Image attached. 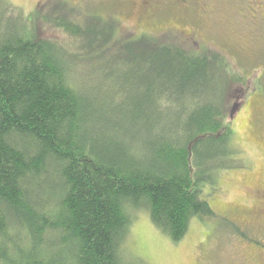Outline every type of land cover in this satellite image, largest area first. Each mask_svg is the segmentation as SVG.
<instances>
[{"label":"trees","instance_id":"obj_1","mask_svg":"<svg viewBox=\"0 0 264 264\" xmlns=\"http://www.w3.org/2000/svg\"><path fill=\"white\" fill-rule=\"evenodd\" d=\"M59 9L39 17L73 45L20 25L0 36V264H124L135 210L175 242L215 217L204 188L242 163L248 75L173 30Z\"/></svg>","mask_w":264,"mask_h":264},{"label":"rangeland","instance_id":"obj_2","mask_svg":"<svg viewBox=\"0 0 264 264\" xmlns=\"http://www.w3.org/2000/svg\"><path fill=\"white\" fill-rule=\"evenodd\" d=\"M261 1L252 0L249 6L245 1L246 9H239L234 0H203L201 5L210 8L209 13L192 20L179 15L186 12L181 13L180 7L163 8L161 14L151 3L140 5V0H0V36L20 25L23 31L29 28L37 37L73 45V37L39 17L46 11H59L64 3L75 18L111 15L118 33L158 34L173 30L191 40L195 38L219 49L234 69L248 75V93L232 122V142L239 154L235 158L242 163L217 170L210 185L214 190L208 185L204 188L215 217L192 219L185 236L175 242L153 225L145 209L135 210L122 243L124 264H255L256 260L250 259L255 248L252 249L249 221H264L254 213L256 209L253 212L250 198L264 181V0ZM236 11H247L246 16L240 17Z\"/></svg>","mask_w":264,"mask_h":264},{"label":"flooded vegetation","instance_id":"obj_3","mask_svg":"<svg viewBox=\"0 0 264 264\" xmlns=\"http://www.w3.org/2000/svg\"><path fill=\"white\" fill-rule=\"evenodd\" d=\"M245 1L247 3V6H249V3L252 2V0H234V4L237 5L239 9H246L245 8ZM261 1V0H259ZM203 0H140V5L142 3V6L145 4H153V8L160 10V13L162 14L163 10L166 8L167 10L178 8L182 13V10H185V13L179 14L182 16V18H191L193 19H200L199 15L204 13H209L210 8L205 9L202 5ZM264 2V1H263ZM253 3V2H252ZM262 4V1L260 2ZM264 4V3H263ZM169 7V8H168ZM164 8V9H163ZM212 12V7H211ZM247 12V11H245ZM245 12L242 11H236L235 13L238 16H246ZM256 17V16H255ZM253 18V17H252ZM251 202L253 207V212L258 214V217L260 215L264 218V181L252 191V194H250ZM251 225H249L248 229L251 232L250 239L253 242L252 249L255 248V251L252 252L253 255L250 257L252 261H255V264H264V221L258 222L255 224V222H251ZM259 248V249H258Z\"/></svg>","mask_w":264,"mask_h":264}]
</instances>
